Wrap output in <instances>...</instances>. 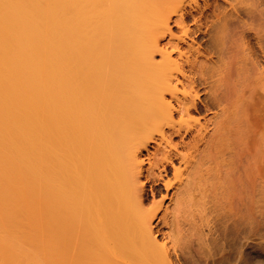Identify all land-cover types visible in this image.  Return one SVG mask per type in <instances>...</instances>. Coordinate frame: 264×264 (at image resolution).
Returning <instances> with one entry per match:
<instances>
[{"label": "bare ground", "instance_id": "bare-ground-1", "mask_svg": "<svg viewBox=\"0 0 264 264\" xmlns=\"http://www.w3.org/2000/svg\"><path fill=\"white\" fill-rule=\"evenodd\" d=\"M198 1L0 0V262L37 264L56 257L235 264L240 257L251 264V251L258 256L253 263L264 264V236L262 243L250 242L249 209L240 198V188L253 183L254 161L261 159L255 145L260 127L255 135L248 115L253 106L239 120V177L227 174L240 184V192L233 190L240 199L230 191L231 199L237 195L244 211L234 198L230 210L224 204L226 214L237 211L227 218L219 214L223 222L214 228L211 222L208 239H196L201 244L195 246V240L167 235L170 243L158 245L152 221L159 206L145 209L152 201L139 159L173 125L165 96L173 98L179 82L196 83L204 63H220L225 87L212 100L225 103L245 74L252 77L253 68L264 65V0ZM181 100L195 105L190 97ZM149 193L153 200L156 188ZM41 226L49 234L44 245L36 233ZM236 251L240 256L234 258Z\"/></svg>", "mask_w": 264, "mask_h": 264}, {"label": "rangeland", "instance_id": "rangeland-1", "mask_svg": "<svg viewBox=\"0 0 264 264\" xmlns=\"http://www.w3.org/2000/svg\"><path fill=\"white\" fill-rule=\"evenodd\" d=\"M203 1L205 0H202V2ZM198 2L200 3L201 0ZM174 28L175 27L172 28V31H174V33L177 35V30ZM187 40L190 41L189 38L186 39V41ZM158 59L159 55H156L154 57V60L157 61ZM257 67L258 69H256ZM263 67L264 65H262V67L258 65L253 68L254 73L257 72L255 73V75H253L252 73V77L254 76L255 79L251 77L249 72L245 74L243 76L245 77V81L240 83L241 85H238L242 87H238L236 86L237 84H235L236 87L235 90H233L234 92L231 91V89H234V87L232 86L233 84H230L231 89L229 90L233 92V94L230 93L233 96L230 97V100H227V102L225 103L217 104L212 100L214 91H222V87H225L222 82L225 79L226 69L223 68L220 63H215V65L204 63V65L201 66V70H199L200 73H198L194 77L196 79V83L185 85L179 82L176 85V95L173 98L170 97V95L165 96V102L169 103L173 115V125L169 128L164 127L163 137H157L154 141L149 142L147 151L145 150L141 152V159H139L143 174L141 179L145 184L146 191L148 192V199L149 201H152V203L145 207V209L148 210L159 206V208L155 211L157 214V218H154L152 221L153 238L156 240L158 245H162L166 241V243H170V239L166 238L165 240L164 238L166 237L165 235H167L170 236L169 238H171V240H177L181 237H184L183 242L188 241L189 239L195 240L194 244L195 246H197L198 244H201L199 243L200 241L203 243L206 239H208L207 235L209 236V233H207V230L209 229L211 222V227H213L214 225H216V227H219L220 225H217L223 222V218L220 217L226 216L225 218H227L228 214L230 215L237 210L241 213V211H244L245 209V207L242 206L244 204L248 205V212L250 214V235L254 237V239L250 237V242L254 240V243L252 242V244L262 243V240L260 241L259 237L261 238L262 236H264L262 234L264 233V230H262L264 229V226L261 225V222H264V201L260 198L261 195V197L263 196L262 199H264V187H262L264 185V168H262L264 167V164L260 166L261 163H264V78H262V76L264 75ZM236 74L237 73L235 72L234 75L237 76ZM259 79L261 80V82L258 81ZM256 80L258 81V83L255 82ZM225 89L223 91H225ZM185 96L187 98L190 97L192 100H194L195 105L193 106L192 103L183 102L181 98ZM257 102H260V104ZM252 106L254 109L261 106V108L255 111L253 109L252 115H248L253 116L249 119H252L250 120V124L252 121V125L255 126V135L256 132H258L260 129V132L257 135L260 138V135H262L263 138H261V140H259L260 138L258 136H255L254 138L256 140L257 137V141H261L260 144L258 143L259 145H255L256 149H259L261 147L260 158L262 160H257L261 161L260 165L257 164V161H254V165L256 163L255 166L260 170V173L262 172L263 175L260 173L259 175L262 176L263 180L257 178V168H255L253 169V173H251L252 176L250 174V177H252L250 180H253V183H250L251 185L247 190L241 187L243 189L242 190L240 188V184L234 180L235 178H237V176L239 177V173L237 174V169H235L237 168L236 158L239 149L242 148V141L240 142V140L242 139L240 138L243 127L241 126L239 120H241V118L243 119V114L246 112H244L245 109L250 110L249 113H251V109L249 108H252ZM182 107L184 111L180 113V108ZM257 111L259 112V114ZM256 128L258 129V131H256ZM251 137L252 135L250 136V138ZM251 142L252 140L250 141V145L253 146L254 142L253 144H251ZM251 149L252 148H250V150ZM253 149L252 151H254ZM252 151H250V153ZM258 152L259 151L256 150V153ZM251 156H253L252 153L250 155V158L254 159L255 156ZM252 159H250V164L251 162H253ZM254 165L253 163L251 164V166ZM251 166L250 170H252L253 168ZM229 172H231V175L229 176L235 175L236 177L233 176L234 179L232 177H229L227 175ZM226 176H228L227 179L229 180L226 179ZM230 178L234 181H232ZM226 180L228 183L230 181L233 182V184L231 183L230 185H234V187H232V190L231 188H229V186H227ZM165 183L168 184L167 187H165ZM150 187L156 188L157 191L156 196L153 200L151 199L149 193ZM261 187L263 191L261 190ZM228 188L230 190H228ZM239 188L241 192L239 191ZM237 189L243 197L240 198L246 201L245 203L242 201L244 204L240 202L238 203V200L236 201L235 197L237 195L233 197L235 200L233 198L231 199V197L234 196L233 193L235 194L237 192H233V190ZM244 190L248 193L251 192L250 194H252L254 191L255 194H252L253 197L249 196L248 193ZM230 191L233 193H231ZM228 192L231 193H229V197H227ZM239 192L236 193L238 194L237 198H239ZM254 195L256 196V198ZM226 198L229 199L227 200ZM231 200L232 203L233 200L237 202L234 203L235 205H238L236 206V208H238L237 210L236 208H234V210L233 208H231V211L233 212L230 211V213L227 211L228 214H226L225 205L228 206V202H230ZM252 201L253 203L255 202V204H253ZM234 203L231 204L230 202V206L233 205L234 207ZM249 206H251L253 210L250 209ZM258 207L262 210V214L258 212L259 210L257 211ZM166 208H168L167 212L165 211ZM254 209L256 210V212L262 215L263 221L261 220L260 222L259 218H255L258 217L259 214L256 212H252L255 211ZM252 213L253 215H255L256 213L257 216L254 217ZM232 215L233 214H231V216ZM35 218L42 220L43 214H37ZM208 222L210 223L208 224ZM229 224L230 223H228V225ZM259 224L261 225V227ZM36 229L37 239H42V243L44 245L45 236H49L48 231L44 229V226H41L40 228L38 227ZM191 234L192 238L189 237L191 236ZM253 234L255 236L257 234L262 235H258V238L256 237V239ZM196 239H198L199 242L196 241ZM261 239H264V237H262ZM236 254H233L234 258L236 256H240L237 251ZM250 254L254 258H258V256L254 253H251V251ZM257 258H255L254 260L252 259L251 264H260L262 260H258L260 261V263L258 261V263H253L256 262ZM234 260H236L237 262L239 261L240 264H245L240 257H236V259ZM215 261L213 260V262ZM236 261L234 262L235 264ZM36 262L37 264H113L114 262L117 263L126 261L57 260L56 257H44L41 258V260H36ZM248 262H250V260H248ZM200 263L202 264L204 262ZM205 263L211 264L210 260ZM225 263L227 264V262ZM0 264L4 263L0 262Z\"/></svg>", "mask_w": 264, "mask_h": 264}]
</instances>
